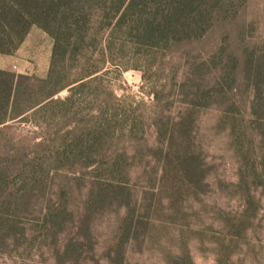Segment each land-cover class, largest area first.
<instances>
[{
    "label": "trees",
    "instance_id": "obj_1",
    "mask_svg": "<svg viewBox=\"0 0 264 264\" xmlns=\"http://www.w3.org/2000/svg\"><path fill=\"white\" fill-rule=\"evenodd\" d=\"M246 1L0 0V53L14 52L33 25L52 39L44 77L0 69V132L15 119L71 120L62 134L42 136L33 151L0 150V253L62 232L71 220L66 191L61 187L55 199L50 191L58 176L73 174L90 183L88 213L111 203L125 209L111 255V264H122L126 242L150 227L145 214L156 208L133 194L130 176L138 144L155 163L156 187L149 186L147 193L161 205L166 202L169 213H184V202L207 186L206 165L193 140V108L202 104L190 101L175 116H163L168 109L161 107L151 122L155 140L150 143L143 113L117 97L106 77L110 68H139L145 78L157 64L158 52L201 39L217 18L235 15ZM232 58L230 72L236 66ZM247 68L253 87L250 111L261 129L262 148L259 159L247 166L251 173L242 178L251 205L248 177L264 185V52L251 54ZM224 86L219 81L199 98L220 93ZM64 89L67 94L57 96ZM86 242L83 236L68 238L56 250L58 264H85L92 250ZM228 258L217 264H232Z\"/></svg>",
    "mask_w": 264,
    "mask_h": 264
},
{
    "label": "rangeland",
    "instance_id": "obj_2",
    "mask_svg": "<svg viewBox=\"0 0 264 264\" xmlns=\"http://www.w3.org/2000/svg\"><path fill=\"white\" fill-rule=\"evenodd\" d=\"M51 48V37L33 25L14 52L0 53V69L44 77ZM263 52L264 0H247L235 15L217 18L201 39L158 52L157 64L145 73V78L139 68L120 72L110 68L106 77L109 85L117 97L143 113L150 143L155 140L151 122L161 115V107L168 109L163 116H175L190 101L202 104L193 108V140L207 169L204 192L184 202V213H169L166 202L161 205L147 193L149 186L156 187L152 170L155 163L147 157L144 145H136L130 176L133 194L143 205L152 203L156 208L145 214L151 219L150 227L126 242L122 264H217L228 257L232 264H264V185L248 177L254 197L248 205V190L242 179L251 173L247 166L262 152L261 129L250 111L253 87L247 62L251 54L260 57ZM232 57L236 66L230 72L227 65L231 67ZM219 81L225 85L223 91L199 98ZM66 94L64 89L57 96ZM15 120L0 132L1 151H33L42 136L62 134L71 122ZM73 177L62 174L51 186L52 199L61 187L66 191L71 220L62 232L0 253V264H58L56 250L73 236H83L92 244L85 264H111L125 209L111 203L88 213L90 183ZM40 205L38 198L36 209ZM27 226L30 234L32 226Z\"/></svg>",
    "mask_w": 264,
    "mask_h": 264
}]
</instances>
